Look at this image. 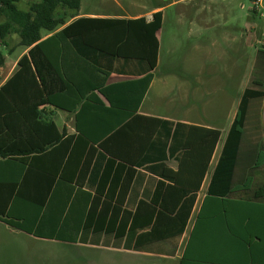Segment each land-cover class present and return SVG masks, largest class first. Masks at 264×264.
I'll use <instances>...</instances> for the list:
<instances>
[{
  "label": "crops",
  "instance_id": "obj_1",
  "mask_svg": "<svg viewBox=\"0 0 264 264\" xmlns=\"http://www.w3.org/2000/svg\"><path fill=\"white\" fill-rule=\"evenodd\" d=\"M33 1L26 0L27 6L22 7L18 0L17 5L27 10ZM82 1L78 10L59 9V15L67 19L56 32L78 19L143 17L149 22L154 12L161 11L162 24L155 33L156 67L150 71L147 62L139 58L122 59L94 52L78 39L74 46L66 44L68 72L71 59L79 61L70 52L83 51L102 72L93 79L106 78L102 89L115 105L111 106L104 94L94 90L85 95L83 107L73 112L52 105L38 107L37 120L52 121L63 137L42 153L18 157L9 163L0 159V200L1 195L6 198L0 202V213L11 215L25 230L10 227L1 219L0 223L41 242L112 253L122 264H264V202L244 204L241 168L234 173L229 198L222 195L225 175L215 174L227 132L222 139L218 127L187 117L171 119L144 107L150 93L161 100L171 84L172 89L179 91L177 95L181 94V86L177 89L174 85L185 77L158 80L155 72L165 11L188 0H156L148 12L82 9ZM113 1L119 5L118 0ZM174 18L177 27L187 20L185 37H189L193 31L188 22L191 17L181 10L175 12ZM109 31L107 27L103 30L105 34ZM54 33H43L42 40ZM9 36L0 49L9 46ZM173 42H179L177 33ZM16 45L20 51L12 63L8 64L4 55L0 86L14 74L19 59L30 49L18 42ZM202 64L204 67L205 62ZM149 73L152 79L135 109L144 87L140 81ZM70 76L85 85L77 73ZM188 96L189 92H182V106L187 104L184 101ZM189 113L187 109L186 115ZM76 124L88 138H80ZM194 126L197 128L192 129ZM198 128L219 131L208 161L206 154L195 155L185 147L188 141L196 142L206 135ZM31 141L39 143L36 139ZM261 179L263 176L258 175L255 185ZM243 234L257 238L247 246L241 240Z\"/></svg>",
  "mask_w": 264,
  "mask_h": 264
},
{
  "label": "trees",
  "instance_id": "obj_2",
  "mask_svg": "<svg viewBox=\"0 0 264 264\" xmlns=\"http://www.w3.org/2000/svg\"><path fill=\"white\" fill-rule=\"evenodd\" d=\"M80 1L34 0L25 10L19 8L18 0H0V18H3L0 22V44H4L6 38L13 33L18 36L19 45L30 47L28 54L19 59L14 74L0 86V159L4 162L9 163L18 157L42 153L62 139L63 136L52 121L37 120L38 107L52 105L73 112L79 106L83 107L82 101L85 95L94 90L104 94L111 106L115 105L113 99L109 98L102 89L106 78L99 77L98 81L93 79L95 74L102 72L89 61L83 51L74 49L70 52L79 61L71 59L72 65L68 72V64L65 61L68 53L65 49L66 44L74 46L75 39H78L81 44L94 52L122 59L139 58L147 62L150 71L156 67L158 43L155 33L162 24L161 11L154 12L149 22L143 17L133 20L78 19L56 32L67 19L64 15H59V9L78 10ZM105 27L110 30L108 34L103 32ZM52 32L55 33L42 40L43 33ZM46 45H50V49H45ZM4 60V54L0 49V68ZM80 62L83 66L77 64ZM255 67L258 76L252 82L256 87L244 89L215 169V174L220 172L225 175L226 187L222 195L229 198L233 193L234 173L236 169L241 168L244 174L241 188L244 204L264 202V180L261 179L256 185L254 183L258 175L260 177L264 175L261 172L264 169V148L258 144L244 147L249 105L253 100L264 99L263 48L257 51ZM77 70L79 72H76ZM74 73L82 78L84 86L71 78L70 74ZM91 79L93 82H90ZM151 79L152 74L149 73L140 81L144 87L137 98L135 109ZM76 128L80 138H88L78 124ZM196 128V126L192 127V129ZM198 129L206 135L195 139L196 142L188 141L185 147L192 150L195 155L206 154L208 161L219 139V131ZM190 138H192L191 133ZM35 139L39 143L32 144L31 140ZM4 200L6 198L1 195L0 202ZM1 216L3 223L18 230H25L23 225L11 215L2 212ZM244 219L248 217L244 215ZM241 238L245 245L250 246L251 239L257 237L254 234H243ZM259 238L263 239L261 236ZM252 253L250 254L254 261Z\"/></svg>",
  "mask_w": 264,
  "mask_h": 264
},
{
  "label": "rangeland",
  "instance_id": "obj_3",
  "mask_svg": "<svg viewBox=\"0 0 264 264\" xmlns=\"http://www.w3.org/2000/svg\"><path fill=\"white\" fill-rule=\"evenodd\" d=\"M154 1L118 0L119 7L113 0L101 4L83 0L81 5L82 9L148 12ZM19 2L22 7L27 6L26 0ZM251 8V0H188L169 7L160 32V59L155 73L158 80L178 76L185 79L174 85L177 89L181 86L179 95L172 84L161 100L154 97V92L150 93L145 109L152 108L156 114L175 120L187 117L218 127L224 139L244 89L256 87L252 81L258 76L255 60L264 42V29L262 20ZM181 10L191 17L188 22L193 31L189 37H185L187 20L180 27L175 23L174 14ZM174 33L178 35V44L173 42ZM7 41L9 46L1 50L10 64L20 50L16 35H10ZM182 92H189L185 106H182ZM187 109H190L188 115ZM263 109V98L251 101L245 123V148L255 144L264 148ZM261 172L264 174V169ZM10 229L0 223V264H122L112 253L41 242Z\"/></svg>",
  "mask_w": 264,
  "mask_h": 264
},
{
  "label": "built area",
  "instance_id": "obj_4",
  "mask_svg": "<svg viewBox=\"0 0 264 264\" xmlns=\"http://www.w3.org/2000/svg\"><path fill=\"white\" fill-rule=\"evenodd\" d=\"M252 12L257 15L263 22L264 29V0H251ZM264 49V42L261 43V47Z\"/></svg>",
  "mask_w": 264,
  "mask_h": 264
}]
</instances>
